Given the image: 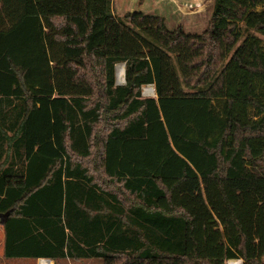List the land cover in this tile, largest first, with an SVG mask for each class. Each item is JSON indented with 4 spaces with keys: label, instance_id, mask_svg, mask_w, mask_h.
I'll list each match as a JSON object with an SVG mask.
<instances>
[{
    "label": "trees",
    "instance_id": "trees-1",
    "mask_svg": "<svg viewBox=\"0 0 264 264\" xmlns=\"http://www.w3.org/2000/svg\"><path fill=\"white\" fill-rule=\"evenodd\" d=\"M263 38L264 0H214L201 34L0 0L4 256L264 264Z\"/></svg>",
    "mask_w": 264,
    "mask_h": 264
},
{
    "label": "rangeland",
    "instance_id": "rangeland-1",
    "mask_svg": "<svg viewBox=\"0 0 264 264\" xmlns=\"http://www.w3.org/2000/svg\"><path fill=\"white\" fill-rule=\"evenodd\" d=\"M112 6L114 14L120 18H123L127 13L139 11L148 15L164 17L170 29L182 27L187 33L201 34L210 22L214 0H112ZM117 83H119L118 77ZM148 88L147 86L143 87V96L155 97V95H148L146 92ZM4 238V229L0 222V264H37V261L30 258L7 259L4 256ZM51 264H102V262L98 260H62L52 261ZM227 264H243V262L241 260L229 261Z\"/></svg>",
    "mask_w": 264,
    "mask_h": 264
},
{
    "label": "bare ground",
    "instance_id": "bare-ground-1",
    "mask_svg": "<svg viewBox=\"0 0 264 264\" xmlns=\"http://www.w3.org/2000/svg\"><path fill=\"white\" fill-rule=\"evenodd\" d=\"M117 77H118V81L119 83H124V80H125V66L122 64V65H119L118 68H117ZM151 86V87H150ZM150 86H147L149 87L147 89V93L148 95H155L156 91H155V87L153 85H150ZM47 264H51V261H47Z\"/></svg>",
    "mask_w": 264,
    "mask_h": 264
},
{
    "label": "water",
    "instance_id": "water-1",
    "mask_svg": "<svg viewBox=\"0 0 264 264\" xmlns=\"http://www.w3.org/2000/svg\"><path fill=\"white\" fill-rule=\"evenodd\" d=\"M124 66H125V73H126V64H124ZM117 84L118 85H124V84H126V79L124 80V83H121V84L120 83H117ZM155 91H156V89H155ZM155 97H156V94H155ZM0 218H2V222L1 223H3L4 222V218H6V216H0Z\"/></svg>",
    "mask_w": 264,
    "mask_h": 264
},
{
    "label": "built area",
    "instance_id": "built-area-1",
    "mask_svg": "<svg viewBox=\"0 0 264 264\" xmlns=\"http://www.w3.org/2000/svg\"><path fill=\"white\" fill-rule=\"evenodd\" d=\"M47 261H50V260H48V259H39L37 261V264H47Z\"/></svg>",
    "mask_w": 264,
    "mask_h": 264
},
{
    "label": "crops",
    "instance_id": "crops-1",
    "mask_svg": "<svg viewBox=\"0 0 264 264\" xmlns=\"http://www.w3.org/2000/svg\"><path fill=\"white\" fill-rule=\"evenodd\" d=\"M2 226H3V225H2ZM3 241H4V243H5V238H4V240H3ZM3 245H4V244H3ZM50 261H51V260H50ZM51 262H52V261H51Z\"/></svg>",
    "mask_w": 264,
    "mask_h": 264
}]
</instances>
